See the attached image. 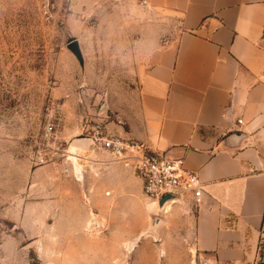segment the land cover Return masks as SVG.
Here are the masks:
<instances>
[{
	"label": "rangeland",
	"instance_id": "obj_1",
	"mask_svg": "<svg viewBox=\"0 0 264 264\" xmlns=\"http://www.w3.org/2000/svg\"><path fill=\"white\" fill-rule=\"evenodd\" d=\"M127 15L148 20L142 8ZM117 17L73 0H0V264H151L163 242L147 232L158 208H128L133 168L92 143L77 150L78 174L69 158L79 139L127 131L139 107L142 61L119 57Z\"/></svg>",
	"mask_w": 264,
	"mask_h": 264
},
{
	"label": "crops",
	"instance_id": "obj_2",
	"mask_svg": "<svg viewBox=\"0 0 264 264\" xmlns=\"http://www.w3.org/2000/svg\"><path fill=\"white\" fill-rule=\"evenodd\" d=\"M141 2L73 0V9L118 11L119 57L142 61L133 63L141 77L139 107L127 131L115 133L182 159L205 184L200 205L187 198L166 204L158 208L157 225L148 215L147 232L163 236L151 264H258L264 239V0ZM140 8L145 22L125 17ZM169 22L176 27L170 38ZM110 167L118 175L120 167ZM132 182L131 211L145 201L140 178Z\"/></svg>",
	"mask_w": 264,
	"mask_h": 264
},
{
	"label": "built area",
	"instance_id": "obj_3",
	"mask_svg": "<svg viewBox=\"0 0 264 264\" xmlns=\"http://www.w3.org/2000/svg\"><path fill=\"white\" fill-rule=\"evenodd\" d=\"M142 4H148L147 0H142ZM238 122L242 123V119ZM51 130L52 126L49 132ZM91 139L92 145L107 152L114 161L133 168L142 181L144 195L150 200L158 202L171 195L180 200L190 199L198 205L203 202L205 184L196 171L184 165L182 159L169 158L137 140L118 135L100 133Z\"/></svg>",
	"mask_w": 264,
	"mask_h": 264
},
{
	"label": "water",
	"instance_id": "obj_4",
	"mask_svg": "<svg viewBox=\"0 0 264 264\" xmlns=\"http://www.w3.org/2000/svg\"><path fill=\"white\" fill-rule=\"evenodd\" d=\"M67 48L74 54V56L80 62L81 66L84 67V57L82 54V50H81L79 40L74 39V40L70 41L67 44ZM103 107H104V105L102 106V108ZM240 135L241 134H239L238 136H240ZM91 143H92L91 138H82V139L77 140V142H74L73 144H71V146L75 145L80 150H86ZM171 201L177 202V201H180V198L177 196H171V195H167V196L163 197L162 199H160L158 201L159 210H161L167 203H169ZM150 219H151L152 224H154V225H157L159 223V220H160L156 216H150ZM154 232L156 233V231H154Z\"/></svg>",
	"mask_w": 264,
	"mask_h": 264
},
{
	"label": "bare ground",
	"instance_id": "obj_5",
	"mask_svg": "<svg viewBox=\"0 0 264 264\" xmlns=\"http://www.w3.org/2000/svg\"><path fill=\"white\" fill-rule=\"evenodd\" d=\"M71 152H70V155H69V158L72 159L74 161V164H75V170L77 172V174L79 173L80 171V168H81V164L78 162V160L81 159V157L79 158L78 157V151L79 150L76 146H71ZM169 204V203H167ZM145 205H146V208L149 210V211H153V210H157L158 207V202L157 201H153V200H150L149 198H145ZM131 247L129 246V249Z\"/></svg>",
	"mask_w": 264,
	"mask_h": 264
}]
</instances>
